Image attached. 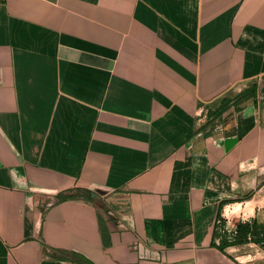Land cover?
<instances>
[{
    "label": "crops",
    "instance_id": "obj_1",
    "mask_svg": "<svg viewBox=\"0 0 264 264\" xmlns=\"http://www.w3.org/2000/svg\"><path fill=\"white\" fill-rule=\"evenodd\" d=\"M263 183L264 0H0V264H240Z\"/></svg>",
    "mask_w": 264,
    "mask_h": 264
},
{
    "label": "rangeland",
    "instance_id": "obj_2",
    "mask_svg": "<svg viewBox=\"0 0 264 264\" xmlns=\"http://www.w3.org/2000/svg\"><path fill=\"white\" fill-rule=\"evenodd\" d=\"M236 204H239L240 207L236 211H230L227 214L226 208ZM219 217L221 222L217 225L216 236L223 237L225 240L232 239L235 225L242 222V220H259L260 223L264 224V183L243 197L228 200L221 207ZM241 250L244 254L240 258L251 257V259H245L242 262L239 258L240 264H264V244L249 242L241 246Z\"/></svg>",
    "mask_w": 264,
    "mask_h": 264
},
{
    "label": "trees",
    "instance_id": "obj_3",
    "mask_svg": "<svg viewBox=\"0 0 264 264\" xmlns=\"http://www.w3.org/2000/svg\"><path fill=\"white\" fill-rule=\"evenodd\" d=\"M219 218L220 217H218L217 219ZM221 240L222 241L219 245L220 250H223L228 245H237L249 242H254L256 244H264V224L258 222L257 220L239 222L235 225L234 233L232 234V239L225 240L222 237Z\"/></svg>",
    "mask_w": 264,
    "mask_h": 264
},
{
    "label": "clouds",
    "instance_id": "obj_4",
    "mask_svg": "<svg viewBox=\"0 0 264 264\" xmlns=\"http://www.w3.org/2000/svg\"><path fill=\"white\" fill-rule=\"evenodd\" d=\"M241 167L243 168L244 165L242 164ZM239 207H240L239 204H236V205H234V206H228V207L226 208V213L229 214L230 211L234 212V211H236ZM240 259H241L242 262H243V260H245V259H251V257H243V258H240Z\"/></svg>",
    "mask_w": 264,
    "mask_h": 264
},
{
    "label": "built area",
    "instance_id": "obj_5",
    "mask_svg": "<svg viewBox=\"0 0 264 264\" xmlns=\"http://www.w3.org/2000/svg\"><path fill=\"white\" fill-rule=\"evenodd\" d=\"M220 222H221L220 218H219V219H217V224H219Z\"/></svg>",
    "mask_w": 264,
    "mask_h": 264
}]
</instances>
